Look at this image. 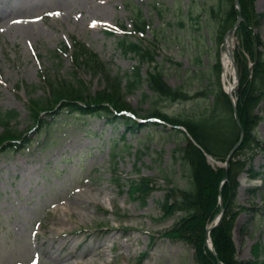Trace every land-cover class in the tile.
Masks as SVG:
<instances>
[{
	"label": "rangeland",
	"instance_id": "obj_1",
	"mask_svg": "<svg viewBox=\"0 0 264 264\" xmlns=\"http://www.w3.org/2000/svg\"><path fill=\"white\" fill-rule=\"evenodd\" d=\"M218 2L0 0V16L4 17L0 21V110H16L19 116L12 126L26 131L31 123L29 100L48 96L44 73L54 79L73 77L70 58L55 56L75 42L81 41L98 54L111 76L133 72L139 59L125 55L118 38L108 36L106 30L132 28L138 9L149 23L143 40L155 45L165 79L172 87L182 86L192 93L205 90L212 82L218 51L223 60L228 37L225 43L218 42L220 21L205 12ZM255 7L264 14V0H257ZM257 33L264 40V22ZM231 38L236 51L239 41L236 36ZM142 68L145 75L148 68ZM82 76L92 93L106 86L100 76L88 72ZM232 79L229 74L226 85ZM123 81L125 87L127 81ZM154 96L144 84L128 92L126 101L143 116L158 108L172 117L204 112L213 101L210 96L197 103L173 104ZM258 113L264 117V104ZM67 114L54 118L24 151L0 155V264H196L195 248L164 235L182 214L167 217L159 204L167 189H183L190 182L189 169L177 151L185 145V137L170 127L152 125L126 134L125 141L122 121L113 124L96 116ZM3 132L0 128V136ZM256 132L264 143V121ZM246 156H250L247 151L240 157ZM211 162L225 168L223 163ZM253 166L262 174L255 182L247 174L242 176L246 184L240 185L236 201L247 211L237 219L235 244L240 260L259 257L264 264V152L256 154ZM143 176L158 182L144 205L129 192V182ZM252 188H258L257 192ZM90 198L93 202L86 203ZM82 200L89 208L81 216L76 205ZM66 207L72 212L71 224L61 226L59 219ZM50 238L81 246L73 249V259H63L65 252H47ZM90 245H101L105 256L82 259Z\"/></svg>",
	"mask_w": 264,
	"mask_h": 264
},
{
	"label": "trees",
	"instance_id": "obj_2",
	"mask_svg": "<svg viewBox=\"0 0 264 264\" xmlns=\"http://www.w3.org/2000/svg\"><path fill=\"white\" fill-rule=\"evenodd\" d=\"M257 0H240L244 21L239 26L237 37L240 42L236 50L235 61L240 75L239 95V120L246 132L243 146L235 154V160L230 163V172L226 180L225 168H213L208 160L212 156L218 161H226L228 154L240 139L241 132L234 118L232 100L222 87V65L218 56L211 72L209 86L205 90L195 93L183 89L182 86L172 87L164 77V70L157 60L155 45H146L143 39L136 37L137 33H145L149 23L139 9L133 20V31L136 40L132 37H118L119 46L123 53L133 54L139 58L140 64L134 71L120 77L111 76V70L106 66L96 53L82 43H76L72 52L74 74L70 79L53 78L51 74L44 75L47 85V97L31 99L30 119L33 128L40 129L46 123L43 114H57L68 111L70 114L79 113L88 116H108L111 121L122 118L129 130L140 129L144 125L138 124L131 118L116 115L122 111H134L131 104L126 101V93L134 90L139 85L146 84L148 89L155 94L154 98L170 101L171 103L199 102L212 96L213 101L208 103L204 112L189 113L185 116L171 117L168 113L154 109L148 118L157 117L174 126V133L185 137V145L177 149L181 153L184 165L189 169V184L183 188L170 187L166 196L160 202L161 209L167 217H174L181 213L179 221L166 236L182 240L195 248L196 264H260L256 260H239L237 246L234 242V229L236 220L243 207L237 206V192L239 176L248 171L251 177L259 174L250 168L251 161L256 153L264 150V144L255 135L256 128L263 122V117L258 113L259 106L264 103V40L257 33V28L264 22V15L259 14L255 7ZM216 9V10H215ZM206 14L219 22L218 42L223 43L227 29L233 26L238 17L239 9L234 5V0H219L217 7L205 8ZM202 16H197L201 20ZM184 23L182 22L181 25ZM65 53L69 49L65 48ZM148 70L143 74L142 66ZM87 71L92 75L100 76L106 81L102 91L92 93L88 83L81 77V72ZM127 81L126 86L123 80ZM148 97V95H145ZM136 112V111H135ZM16 111L0 112V127L3 134L0 136V153L13 149L27 147L33 141L28 136V131L14 129L11 125L17 118ZM48 125V124H47ZM182 126L187 133L178 127ZM249 152L250 156L241 159L240 156ZM208 155V156H206ZM169 181L168 176L165 177ZM170 182V181H169ZM158 188L156 179L141 177L130 182V194L144 205ZM224 201L225 214L220 226L213 229L210 236L216 254L205 246L208 226L213 222L222 209ZM259 248V246L257 247Z\"/></svg>",
	"mask_w": 264,
	"mask_h": 264
},
{
	"label": "bare ground",
	"instance_id": "obj_3",
	"mask_svg": "<svg viewBox=\"0 0 264 264\" xmlns=\"http://www.w3.org/2000/svg\"><path fill=\"white\" fill-rule=\"evenodd\" d=\"M3 15L0 16V21L3 19ZM226 44H225V50H224V54H223V65H224V76H225V79H227L229 77V74L230 76H233V78L235 77L234 76V64H233V61H232V56H233V48H234V42L232 40V38L228 37V39L226 40ZM226 89H227V92L229 94H231L232 96H234V94L237 92L238 90V87H237V83L233 80H231L230 82H228V84L225 86ZM245 180L242 179L241 177V186L242 187H245ZM80 201V200H79ZM86 203L88 204H91L93 201L92 199H88V200H85ZM76 208L78 210V213L82 216L84 215L85 213H88V208L87 205H85V203L83 202V200L81 201L80 204H77L76 205ZM72 212H71V209L66 207L64 212H63V215L60 217L59 221H60V225L61 226H65V224H71V221L69 219V217L71 216ZM53 230V229H52ZM53 232L52 231V235H53ZM70 234H73L74 231H71L69 232ZM76 233V232H75ZM49 243V246L47 248V252H52V253H59L61 255V253L65 252V256L63 257V259L67 258V257H70L73 259L74 256H72L74 254L75 251H77L78 247H80L81 245H78L77 247H73L72 243L70 242H67V241H64L63 243H57V241H55V238H50L48 240ZM92 245H90L91 247ZM209 246H210V242H209ZM101 248L102 246H92L89 251H87L86 254H84L82 256V259L84 258H87L88 261H94L96 260L97 258L99 257H104L105 256V252H102L101 251ZM73 249L74 252H73ZM101 251V252H100Z\"/></svg>",
	"mask_w": 264,
	"mask_h": 264
},
{
	"label": "water",
	"instance_id": "obj_4",
	"mask_svg": "<svg viewBox=\"0 0 264 264\" xmlns=\"http://www.w3.org/2000/svg\"><path fill=\"white\" fill-rule=\"evenodd\" d=\"M235 3L237 6H239V0H235ZM238 23L232 28L230 29V32H229V35H232L236 29L239 27V24L241 23V21L244 19L243 18V15H242V12H240V15L238 17ZM236 76H237V69H236ZM237 107H238V102H235L234 103V106H233V109L235 110V117H236V121H238V124H239V127H240V132H242V137H241V140L237 143V145L233 148V150L231 151V153L228 155V160H227V173H226V177H228V174H229V170H230V167H229V164L231 162V160L233 159L234 157V153L241 147L242 145V142L244 140V137H245V132H244V129L242 128L241 126V122L239 121L238 119V110H237ZM222 221V219L219 220V223L220 224ZM213 229H210V232L212 231ZM213 253H215V250L212 249L211 250ZM222 264V263H221Z\"/></svg>",
	"mask_w": 264,
	"mask_h": 264
}]
</instances>
